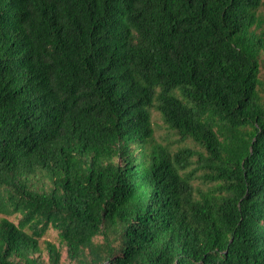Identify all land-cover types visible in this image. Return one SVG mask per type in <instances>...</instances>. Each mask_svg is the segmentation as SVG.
<instances>
[{
    "label": "trees",
    "instance_id": "16d2710c",
    "mask_svg": "<svg viewBox=\"0 0 264 264\" xmlns=\"http://www.w3.org/2000/svg\"><path fill=\"white\" fill-rule=\"evenodd\" d=\"M0 216V264H264V0H0Z\"/></svg>",
    "mask_w": 264,
    "mask_h": 264
},
{
    "label": "rangeland",
    "instance_id": "374dc122",
    "mask_svg": "<svg viewBox=\"0 0 264 264\" xmlns=\"http://www.w3.org/2000/svg\"><path fill=\"white\" fill-rule=\"evenodd\" d=\"M152 122H153V127H154L155 142L162 144V145H170L172 149H175L178 146H182V145H179L177 141L178 137L167 129L165 123L161 119L160 114L155 110H152ZM0 217H3V216H0ZM8 219L13 221L15 224H17V217L12 216V217H8ZM43 241H50L58 245L57 232L52 229L48 230L45 233V235L40 239L41 246H43ZM62 261H63V264H70L65 259V252H63Z\"/></svg>",
    "mask_w": 264,
    "mask_h": 264
}]
</instances>
